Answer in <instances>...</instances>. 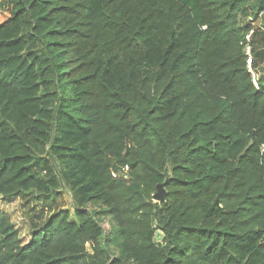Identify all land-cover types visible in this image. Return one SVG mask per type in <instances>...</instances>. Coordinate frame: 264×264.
I'll return each instance as SVG.
<instances>
[{
  "label": "trees",
  "instance_id": "16d2710c",
  "mask_svg": "<svg viewBox=\"0 0 264 264\" xmlns=\"http://www.w3.org/2000/svg\"><path fill=\"white\" fill-rule=\"evenodd\" d=\"M0 6V264H264V0Z\"/></svg>",
  "mask_w": 264,
  "mask_h": 264
},
{
  "label": "rangeland",
  "instance_id": "374dc122",
  "mask_svg": "<svg viewBox=\"0 0 264 264\" xmlns=\"http://www.w3.org/2000/svg\"><path fill=\"white\" fill-rule=\"evenodd\" d=\"M0 11H3V8L1 6H0ZM251 18L253 17H249L245 20L242 19L241 22L243 25L245 24L250 25L254 29V33L256 32L257 34L256 37L254 38V43L257 44L258 48H261L264 51V17L262 14H259L257 15L255 20H252ZM49 163L52 164V161L49 160ZM35 203L36 202L34 201L32 203L34 206V210L40 217H42V219L47 218L51 213H53V211L66 210L70 214V220L75 221L74 204L71 198L70 191L64 185V183H61L60 186L56 189V200L51 204L50 208L47 207L42 208L43 202H39L36 203V205H34ZM3 211L9 214L12 222L17 226V228L20 229V234L23 236H27L28 225L24 221L23 217L25 216L27 217V215L30 216L32 214V211H29L27 206H24L23 203L18 200L7 204L3 208ZM102 227L105 230V232H108L110 230L109 219H105V218L103 219ZM87 248L89 249L88 245Z\"/></svg>",
  "mask_w": 264,
  "mask_h": 264
},
{
  "label": "water",
  "instance_id": "95a60500",
  "mask_svg": "<svg viewBox=\"0 0 264 264\" xmlns=\"http://www.w3.org/2000/svg\"><path fill=\"white\" fill-rule=\"evenodd\" d=\"M165 197L164 184H158L156 187V193L153 195L155 201H161Z\"/></svg>",
  "mask_w": 264,
  "mask_h": 264
},
{
  "label": "built area",
  "instance_id": "2783aa9c",
  "mask_svg": "<svg viewBox=\"0 0 264 264\" xmlns=\"http://www.w3.org/2000/svg\"><path fill=\"white\" fill-rule=\"evenodd\" d=\"M250 33H251V32H250ZM249 36H250V34H248V35L246 36V38L248 39ZM248 64H250V58L248 59ZM249 71L252 72V70H251L250 68H249ZM253 76H254V78H255V75H254V74H253ZM253 82H254V85L256 86V79H254ZM126 169H127V168H125L124 171H125ZM112 176L115 177V178L118 177L117 174H116L115 172H112Z\"/></svg>",
  "mask_w": 264,
  "mask_h": 264
}]
</instances>
